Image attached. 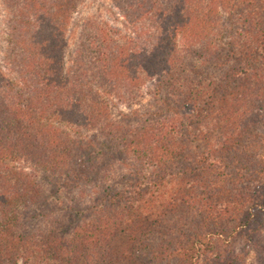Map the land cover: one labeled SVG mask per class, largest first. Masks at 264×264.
Masks as SVG:
<instances>
[{"label":"trees","instance_id":"trees-1","mask_svg":"<svg viewBox=\"0 0 264 264\" xmlns=\"http://www.w3.org/2000/svg\"><path fill=\"white\" fill-rule=\"evenodd\" d=\"M5 1L14 11L0 70V264H143L148 233L194 207L207 229L187 235L178 216L171 238L149 247L152 257L236 264L229 241L244 235L259 264L264 134L256 143L247 129L254 118L264 123V0H111L129 34L88 20L68 66L62 50L84 0ZM233 23L238 40L221 61L216 50ZM190 57L215 60L221 75L198 79ZM145 84L159 105L145 123L113 119ZM40 173L57 192L99 180L93 218L59 237L16 233L41 195Z\"/></svg>","mask_w":264,"mask_h":264},{"label":"rangeland","instance_id":"rangeland-1","mask_svg":"<svg viewBox=\"0 0 264 264\" xmlns=\"http://www.w3.org/2000/svg\"><path fill=\"white\" fill-rule=\"evenodd\" d=\"M10 3L12 4V7L7 9L6 1L0 0V70H3L4 66L2 61L6 49V37L9 26L8 20L11 17L10 11H14V4L12 1H10ZM88 20L107 22L110 27L120 30L122 35L129 34V31L123 26L124 21L118 17V11L113 7L111 0H84L79 8V11L74 14L66 35V45L62 50L66 66L69 65V58L76 49L81 29ZM234 24L235 23L232 24V29L229 33L231 35V39L230 36L225 38L223 46L221 47L222 50L220 52L216 50V53H218L216 56H219L221 61H224L226 57L231 56V46L234 43L233 40H238V36H234L237 31V26ZM236 57H238V55H236ZM188 62L194 69L195 75L198 79H203L204 77L212 74L215 75V77H219L221 75L218 70L220 67L216 64L215 60L209 64L204 58L198 60L195 57H190L188 58ZM226 68L227 67L223 70ZM158 106L159 105L154 102L153 88L150 85L145 84L141 89L140 99H137L135 104L127 106L125 104L118 103V105L112 109L111 114L113 119L116 121L124 122L133 126H141L146 121V113L156 110ZM252 122L253 124L250 127L253 128H248L247 130H251L248 132L250 135L249 138L256 142L255 140L258 138L261 140V135L259 136V133L264 134V123L261 118L260 121L254 118ZM247 134L244 135L245 138H247ZM241 143L255 148V146H253L254 144H251V141L243 140ZM201 149L202 147L196 148L197 151ZM254 151L256 153L255 155L260 153L257 147ZM262 151V155L264 157V150ZM119 157L120 156H117L116 160ZM45 176L46 175H44V173H40V175L36 177V182L40 188L41 195L37 196L36 203L30 206L28 211H26V213L19 218V225L17 224L16 226V233L20 232L22 236H25L26 234H37L39 236H43L45 233H49V231H52L56 237L63 236L70 228L74 229L77 225L90 221V219L94 216L93 210H95L94 208L96 207V203L104 197L103 191L98 187H95L100 185L99 180H97V182L93 185L81 188V193H78L77 191L57 192V187L51 181V177L44 179L43 177ZM111 185H115L116 191H122V186L117 185L115 181H113V184ZM102 186H108V184ZM194 211L195 207L191 212L186 210L183 213L175 214L167 219V221L163 222L162 225L164 228L162 226L161 227L166 230L167 233H165L163 229H155L153 232L148 233L147 238H145L146 248L144 253L141 255L143 264H171L170 262L162 261L160 258L152 257L149 247L153 249L166 237H168L167 239L171 238V234H173L179 226L177 219L178 216L181 217L182 215H185L187 217V224L184 227L185 229H182V231L187 235H194L197 229L198 231H200L201 228H203L204 231L207 229L206 226H203V223H197L199 222V215ZM261 232L264 237V228ZM38 242L39 247H41L42 251H44V243L40 241ZM253 243L254 242L248 240L244 235H238L236 238L229 241L228 248L231 249L232 253L239 258L236 264H258L256 257L257 253H255ZM164 244L165 242L163 241L161 245ZM224 249H226L225 244L221 241L217 243V252H221L223 254L222 251ZM39 260H36L35 264H55V262L46 263L45 261L39 262ZM263 260L264 256L259 264H264ZM17 264H23V261L19 259ZM69 264H72V262L70 261Z\"/></svg>","mask_w":264,"mask_h":264}]
</instances>
